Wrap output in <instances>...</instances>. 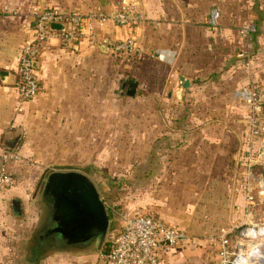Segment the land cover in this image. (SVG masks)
<instances>
[{"label":"crops","instance_id":"1","mask_svg":"<svg viewBox=\"0 0 264 264\" xmlns=\"http://www.w3.org/2000/svg\"><path fill=\"white\" fill-rule=\"evenodd\" d=\"M129 1L147 20L135 27L109 22L99 35L115 40L134 38L139 48L135 59L102 51L87 40L73 50L53 41L37 64L39 94L16 110L12 74L22 44L32 35L30 7L41 3L80 13L95 9L110 13L118 0H0V71L8 73L0 78V154L6 149L4 136L17 130L22 134L15 150L21 156L28 154L33 120L48 121L49 128L75 130L73 139L81 150L88 144L89 129L97 130L91 135L97 161L117 159L118 135L132 129L131 145L142 141L145 145L147 190L184 193L196 208L194 217L175 224L157 206L143 207L158 210L165 221L200 240L195 248H174L164 264H217V254L200 262L186 252H218L220 228L232 229L229 239L234 250L237 228L264 218V202L255 195L256 190L254 204L247 207L236 167L247 129L248 86L264 82V19L246 43L237 30L249 16L247 0ZM212 9L220 13L216 26L207 24ZM126 76L137 81L134 96L117 93ZM181 76L189 83L186 89H181ZM117 99L119 106L110 110ZM106 116L112 139L98 132ZM78 159L90 157L81 152ZM7 168L15 178L21 172L19 161L9 162ZM17 184L8 192H20ZM57 253L76 260L91 255L98 259L95 252ZM2 255L5 253L0 258ZM97 264H103L100 258Z\"/></svg>","mask_w":264,"mask_h":264},{"label":"built area","instance_id":"2","mask_svg":"<svg viewBox=\"0 0 264 264\" xmlns=\"http://www.w3.org/2000/svg\"><path fill=\"white\" fill-rule=\"evenodd\" d=\"M29 14L32 19V35L22 44L13 72L15 83L12 86L17 94L16 110H21L25 102L39 94L41 84L34 63L39 61L45 48L53 41L73 50L83 40H87L90 46L104 47L110 54L132 60L139 53L134 38L115 40L100 36L99 33L109 22L116 26L135 27L147 20L146 15L129 0H118L110 13L97 9L80 13L35 3L30 7ZM219 16V11L212 9L207 24L216 26ZM53 23L60 24L62 29L51 28ZM254 31L253 24H241L237 36L248 43ZM245 102L247 129L238 150L236 167L240 169V184L249 208L255 202V195L264 202V194L253 173L255 166L264 169V82L249 84ZM21 158L16 150L3 149L1 152L0 193L9 190L15 183L7 164L20 161ZM112 211L118 217V226L106 234V248L100 252V258L105 264H164V258L174 248H195L201 244L197 237L165 221L153 209L124 210L116 207ZM231 230L220 228L216 235L217 264H264V218L259 223L237 228L234 250L230 249Z\"/></svg>","mask_w":264,"mask_h":264},{"label":"rangeland","instance_id":"3","mask_svg":"<svg viewBox=\"0 0 264 264\" xmlns=\"http://www.w3.org/2000/svg\"><path fill=\"white\" fill-rule=\"evenodd\" d=\"M247 2L249 4V16L242 24H253L255 26L253 34H255L258 29L257 23L264 19V0H247ZM111 98L115 100V89L111 90ZM113 102L115 104L110 107V110H116L120 104L118 99L117 102ZM108 120L110 118L106 116L103 128L98 132H102L112 139L113 129L108 127ZM96 131L89 129L88 144L82 145L81 150V146L76 145V140L73 139L75 130L49 128L48 121L33 120L26 144L28 154L21 156L19 161L21 172L18 173V177L13 176L14 185L18 183L17 187L21 188L20 192L11 193L7 190L1 193L4 197L1 195L0 199V253H5V255L0 258V264H97L103 245L97 251L92 242L89 247L78 251L97 252L98 259L95 255H91L76 260L70 255L57 253L77 250L66 247L51 248L39 254L34 253L33 240L41 218V191L47 175L52 171H79L86 174L94 182L109 215L110 227L108 231L118 226V217L112 211V208L116 207L132 210L133 208L144 209L145 206L154 205L160 209L162 215L164 213L169 214L174 219L175 224L185 220L186 217L195 216L196 208L184 193H168L167 191L163 193L156 189L147 190L145 178L148 177L146 175L148 168L143 156L145 145L143 141L139 142L138 145H131L130 133L133 132L132 129L130 132V128H128V130L122 131L120 136L118 135L119 144L115 146L117 159L107 160L105 158L99 161L95 160L97 146L91 143V135ZM102 146L105 145L100 147ZM135 149L140 151L136 154ZM81 152L83 156L88 154L90 159H78ZM67 157H72V159H67ZM4 193L7 194L4 195ZM13 198H18L22 202L21 216H13L12 214L11 200ZM157 211L155 212L161 216ZM65 248L71 250L63 251ZM48 253L52 254H50L51 258L47 263L45 258ZM186 253L190 258L200 260V262L204 257L210 258L217 254V252Z\"/></svg>","mask_w":264,"mask_h":264},{"label":"water","instance_id":"4","mask_svg":"<svg viewBox=\"0 0 264 264\" xmlns=\"http://www.w3.org/2000/svg\"><path fill=\"white\" fill-rule=\"evenodd\" d=\"M51 28L62 29V26L53 23ZM99 49L107 52V48L100 47ZM37 64L38 62L34 63L35 68H37ZM7 74L6 71H0V78L6 77ZM12 79L13 85L15 83L14 74H12ZM179 80L181 89L189 87V83L185 78L181 76ZM136 87L137 81L126 76L117 93L119 95L134 96ZM21 134V130H17L15 133L12 131L7 132L3 138L5 148L15 150ZM254 179L260 184L261 191L264 194V169L261 176L256 175ZM41 200L43 203L53 205L52 219L56 222V225L51 231L60 235V238L57 239L64 243L66 248L69 245L91 240L95 250L101 249L110 227V219L94 182L86 174L75 170L50 172L41 191ZM11 206L13 216L22 215L20 199L13 198ZM66 248L63 251L71 250ZM72 251L74 254L90 253V251ZM100 261L103 264L105 263L104 260Z\"/></svg>","mask_w":264,"mask_h":264},{"label":"flooded vegetation","instance_id":"5","mask_svg":"<svg viewBox=\"0 0 264 264\" xmlns=\"http://www.w3.org/2000/svg\"><path fill=\"white\" fill-rule=\"evenodd\" d=\"M41 211H40V224L35 232L34 237V253L39 254L40 252L46 251L51 248H63L66 247L64 243L58 241L60 235L53 233L51 230L55 227L56 222L52 219L53 205L51 203H43L40 199ZM92 241H86L75 245H69L68 248H75L77 250L85 249L89 247Z\"/></svg>","mask_w":264,"mask_h":264},{"label":"trees","instance_id":"6","mask_svg":"<svg viewBox=\"0 0 264 264\" xmlns=\"http://www.w3.org/2000/svg\"><path fill=\"white\" fill-rule=\"evenodd\" d=\"M133 59H135L134 57H133ZM263 172V167L262 166H255V167H253V173L256 175V174H260V173H262ZM119 208H121V209H124V210H127L126 208H122V207H119ZM106 248V245H105V242H104V244H103V247H102V251L104 250Z\"/></svg>","mask_w":264,"mask_h":264}]
</instances>
